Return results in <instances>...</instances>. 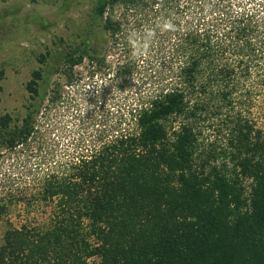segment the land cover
<instances>
[{
  "label": "trees",
  "instance_id": "16d2710c",
  "mask_svg": "<svg viewBox=\"0 0 264 264\" xmlns=\"http://www.w3.org/2000/svg\"><path fill=\"white\" fill-rule=\"evenodd\" d=\"M91 18L77 54L60 40L68 83L110 57L130 75L148 37L170 44L169 82L136 107L132 131L47 178L51 223L8 229L0 264H264V131L247 114L264 100V0H97ZM51 62L33 73L23 122L1 119L0 156L35 135ZM211 121L225 147L202 144ZM8 211L0 202V221Z\"/></svg>",
  "mask_w": 264,
  "mask_h": 264
},
{
  "label": "rangeland",
  "instance_id": "374dc122",
  "mask_svg": "<svg viewBox=\"0 0 264 264\" xmlns=\"http://www.w3.org/2000/svg\"><path fill=\"white\" fill-rule=\"evenodd\" d=\"M96 2L0 0V72L4 73L0 123L6 115L12 117L14 126L23 122L32 102L28 84L33 73L44 67L41 57L49 62L52 59L55 65L49 99L37 117L35 135L27 144L1 152L0 202L7 204L9 211L0 221V243L10 228L26 223L49 226L53 206L39 197L47 178L68 174L79 160L98 152L121 130L132 131L136 107L169 82L170 44L161 50L162 38L148 37L130 75L119 74L117 58L110 57L111 68L95 71L86 61L75 68L74 81L68 83L59 71L63 64L57 56L60 40L67 48L71 46L67 51L78 53L79 37L92 19ZM107 41V36L100 34L95 50L108 53ZM56 84H60L58 93L54 92ZM254 100L247 114L264 131V100ZM216 125L213 121L203 124L202 144L214 142L225 147Z\"/></svg>",
  "mask_w": 264,
  "mask_h": 264
},
{
  "label": "clouds",
  "instance_id": "9594fccd",
  "mask_svg": "<svg viewBox=\"0 0 264 264\" xmlns=\"http://www.w3.org/2000/svg\"><path fill=\"white\" fill-rule=\"evenodd\" d=\"M163 28H169L171 27L170 22H164V24L162 25Z\"/></svg>",
  "mask_w": 264,
  "mask_h": 264
}]
</instances>
